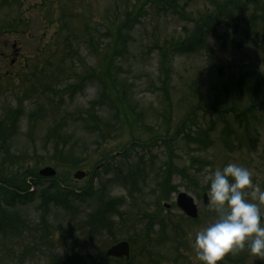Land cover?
<instances>
[{
    "label": "rangeland",
    "instance_id": "1",
    "mask_svg": "<svg viewBox=\"0 0 264 264\" xmlns=\"http://www.w3.org/2000/svg\"><path fill=\"white\" fill-rule=\"evenodd\" d=\"M231 1L0 0V264H201L205 177L236 163L264 189V0Z\"/></svg>",
    "mask_w": 264,
    "mask_h": 264
},
{
    "label": "clouds",
    "instance_id": "2",
    "mask_svg": "<svg viewBox=\"0 0 264 264\" xmlns=\"http://www.w3.org/2000/svg\"><path fill=\"white\" fill-rule=\"evenodd\" d=\"M205 180L210 181L207 194L215 219L194 233L192 247L197 260L219 264L226 253L245 247L251 255L264 258V189L253 183L252 172L228 163L211 171Z\"/></svg>",
    "mask_w": 264,
    "mask_h": 264
},
{
    "label": "water",
    "instance_id": "3",
    "mask_svg": "<svg viewBox=\"0 0 264 264\" xmlns=\"http://www.w3.org/2000/svg\"><path fill=\"white\" fill-rule=\"evenodd\" d=\"M55 170L51 167L44 168L40 171V175L43 177H53L55 176ZM85 176V173L83 172H76L74 175L75 179H82ZM204 201L205 204H209L208 201V195H204ZM177 205L178 207L189 217L191 218H197L198 217V211L197 207L194 203L193 198L188 195L187 193H180L177 197ZM168 207V206H167ZM106 255L108 257H115V258H129L130 255V246L127 242H120L112 247H110Z\"/></svg>",
    "mask_w": 264,
    "mask_h": 264
},
{
    "label": "trees",
    "instance_id": "4",
    "mask_svg": "<svg viewBox=\"0 0 264 264\" xmlns=\"http://www.w3.org/2000/svg\"><path fill=\"white\" fill-rule=\"evenodd\" d=\"M231 1V0H230ZM232 2V1H231ZM233 4V2H232ZM117 49V48H116ZM112 51H115V49L113 48ZM112 91L115 93L114 96H113V99H112V103H119V102H122L124 103V98L122 96V94H120L119 92V89L117 86H115L114 84L112 85L111 87ZM120 108L123 107V105H118ZM127 112V111H126ZM128 114V113H127ZM124 116L126 117V114H124ZM127 118V117H126ZM38 176V175H37ZM23 186H24V183H23ZM29 189V188H28ZM9 191V192H8ZM27 191V189L25 188L23 190L22 193H24L23 195H19V193L15 196V192L13 193H10V190L7 189V192L4 190V198L10 202H18V201H21L22 199H25L27 194H29L30 192L27 191V193H25ZM93 190L90 191V193L92 192ZM53 192H54V195H59V196H64V191L62 190V188L59 186V185H56L55 187H53ZM89 193V194H90ZM88 194V192L86 193ZM12 196V197H11ZM15 196V197H13ZM66 196V195H65ZM11 199H13L14 201H12ZM26 200V199H25ZM22 202V201H21Z\"/></svg>",
    "mask_w": 264,
    "mask_h": 264
}]
</instances>
